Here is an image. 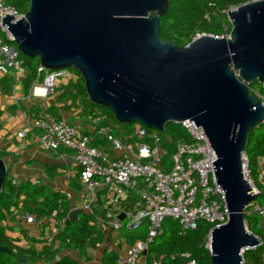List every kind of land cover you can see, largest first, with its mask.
<instances>
[{
	"label": "water",
	"instance_id": "obj_1",
	"mask_svg": "<svg viewBox=\"0 0 264 264\" xmlns=\"http://www.w3.org/2000/svg\"><path fill=\"white\" fill-rule=\"evenodd\" d=\"M169 2L29 0L22 17L12 21L5 14L1 24L42 69L78 70L88 98L118 122L160 132L184 119L201 126L216 155L212 167L228 210L226 223L209 230V264H243L242 252L261 244L245 224L257 194L245 179L242 153L250 130L264 122V105L250 88L264 81V0L226 11L228 37L202 34L184 46L160 36L159 18ZM6 174L0 158V190ZM82 212L74 207L68 219ZM0 252L27 261L8 246L0 245Z\"/></svg>",
	"mask_w": 264,
	"mask_h": 264
},
{
	"label": "built area",
	"instance_id": "obj_2",
	"mask_svg": "<svg viewBox=\"0 0 264 264\" xmlns=\"http://www.w3.org/2000/svg\"><path fill=\"white\" fill-rule=\"evenodd\" d=\"M5 14L13 15L12 21L23 15L6 0H0V73L9 76L24 75L25 66L19 57L14 38L6 25L1 24ZM223 29L224 32L220 35H210L228 37V24H224ZM202 34L206 33H196L193 38ZM74 77V72L68 68L46 70L40 85L45 90L52 91L59 79ZM251 91L264 105V81ZM179 124L189 135V140L176 142L166 169L162 162V158L167 155L163 137L159 134L160 131L144 125L134 126L130 132L124 131L119 124L97 128V134L107 140L110 152L102 147L92 146L91 138L81 133L77 126L50 114L31 119L20 136L29 132L31 139L41 149L58 151L62 158L71 159L78 167V182L84 194L79 207L84 211L92 213L97 206L98 191H106L101 200L104 211L100 219L112 230H117L123 219H126L125 225L129 230L136 229L143 221H147L145 237L131 243L126 252L117 257V264H141L142 260L144 264H162L157 258L147 263L145 257L165 217L176 219L182 233L194 229L199 220L214 227L226 223L228 219L224 192L216 182L212 167L216 155L203 135V128L188 119ZM114 128L116 134L113 133ZM167 139L170 140V137L167 136ZM242 162L245 179L253 192L257 196L264 194V167L260 164L254 180L247 167L245 152L242 153ZM12 181L17 182L15 178ZM132 194L138 195L139 201L132 208L124 207L123 202ZM246 212H255L264 221V203L252 201ZM55 213L54 211L52 216ZM120 213H123V219L119 218ZM21 217L29 223H38L35 214L23 211ZM64 220L65 218L60 220V227L64 226ZM57 229V226H53L52 234L47 235L48 242L52 241ZM14 243L23 248L29 247L25 241ZM206 246H209V242ZM188 255L179 253L182 257ZM170 257L173 258L174 255L171 254ZM188 264L195 262L189 260Z\"/></svg>",
	"mask_w": 264,
	"mask_h": 264
},
{
	"label": "trees",
	"instance_id": "obj_3",
	"mask_svg": "<svg viewBox=\"0 0 264 264\" xmlns=\"http://www.w3.org/2000/svg\"><path fill=\"white\" fill-rule=\"evenodd\" d=\"M249 1L252 0H170L166 13L159 18L160 36L163 40L172 41L178 46H184L193 39L196 33L222 34L224 24H228L226 32L229 33L231 24L225 11L229 7L238 6ZM6 2L13 5L20 13H25L29 7V0H6ZM19 57L23 60L25 66L23 91H27L32 82L41 83L46 70L39 69L38 57H26L20 51ZM68 69L74 72L76 78L66 86L61 94L62 98L70 100L72 103L77 102L81 107L82 117L96 119L104 116V120L100 122L98 128L104 126L105 116H108L116 123L122 124L126 132L132 131L135 126L134 123H120L115 119L110 109L93 103L88 98L84 79L80 72L73 67ZM257 86H259L257 81L250 83L251 89ZM48 110L55 114L53 106H50ZM35 115L38 116L39 113L36 112ZM113 133L116 134L115 131ZM84 134L91 138L90 144L92 146L98 147L107 141L96 133L84 132ZM167 136L170 137V140L167 139ZM178 140L188 141L189 135L179 123H167L163 135V146L167 150V155L162 158L165 169L169 166V161L167 162L166 158L174 151ZM245 154L249 173L255 180L256 172L260 167L259 157H262L263 162L261 165L264 167V122L254 126L248 133ZM12 179L7 170L0 190V245L8 246L13 252L21 253L27 257V261L20 263L12 253L0 252V264H38L40 262L80 264L68 255L55 260L56 254L63 250L77 251L80 257H84L88 261L90 257L87 256V249L97 248L104 240V234L93 222L94 209L93 215L82 212L78 214L75 220H69L68 214L72 206L66 192L54 191L46 184L31 182L30 180H17L14 183ZM72 184L73 186L78 185L75 182H72ZM139 199L138 195L132 194L123 204L133 207ZM257 199V203L263 204L264 194H259ZM11 208H22L26 212L34 213L39 218H54L58 229L53 234L52 241L38 249L35 247L38 239L27 237L29 247L23 248L16 245L14 240L5 234V226L3 225V221L10 214ZM54 211L56 213L52 216ZM62 218H65L64 226L60 227L59 222ZM244 219L247 229L260 238L261 244L242 252L243 264H264L262 217L255 212L249 214L245 212ZM125 220L121 221L119 231L130 244L145 237L147 234V221H143L138 228L129 230L126 228ZM211 227V224L199 220L194 229L182 233L176 219L165 217L161 222L157 235L148 247L147 261L157 258L162 264H188L189 260H194L195 264H209L210 251L206 243ZM179 253H188L189 255L182 257L179 256ZM171 254L174 255L173 258L170 257ZM117 257L115 250L105 248L102 252L101 263L117 264Z\"/></svg>",
	"mask_w": 264,
	"mask_h": 264
},
{
	"label": "crops",
	"instance_id": "obj_4",
	"mask_svg": "<svg viewBox=\"0 0 264 264\" xmlns=\"http://www.w3.org/2000/svg\"><path fill=\"white\" fill-rule=\"evenodd\" d=\"M75 78L59 79L52 91L45 90L36 81L32 82L27 91H23L24 75L9 76L0 73V158L5 161L6 168L12 178L18 181L30 180L33 182L35 180L40 184L50 186L54 191L66 192L72 208L79 207L84 196L83 189L78 182V167L71 159L62 158L58 151L41 149L31 139L29 132L23 137L20 136V132L25 130L31 119L43 114H50L77 126L83 134L84 132L97 134V126L104 120V116L96 119L82 117L80 105L61 96L66 86ZM50 106L54 107L55 114L48 110ZM36 112L39 113L38 116L35 115ZM115 124H117L115 121L105 116L104 126L112 127ZM113 131H116V128ZM98 147L110 152L107 141ZM258 162L262 164V157L258 158ZM72 182L78 184L79 187L73 186ZM105 193V190L98 191V202L94 207L93 217V222L104 234L103 242L97 248L87 249V256L90 257L88 261L84 257H80L77 251L69 250L59 251L55 260L68 255L80 264H102V252L105 248L115 250L118 256L126 252L130 243L121 235L120 227L117 230H112L100 219L104 211L101 200ZM127 199L123 202L124 204ZM124 207L132 208L125 205ZM23 211L22 208L10 209V214L3 221L5 234L14 241L27 242V237L36 238L38 240L35 247L40 249L48 243L47 235L52 234V228L56 226V221L54 218L38 217V223H29L21 217ZM83 212L86 211L83 210ZM90 214L93 215V212ZM145 262L150 261H147L145 257ZM38 264L52 263L40 262ZM141 264H144L143 260Z\"/></svg>",
	"mask_w": 264,
	"mask_h": 264
},
{
	"label": "rangeland",
	"instance_id": "obj_5",
	"mask_svg": "<svg viewBox=\"0 0 264 264\" xmlns=\"http://www.w3.org/2000/svg\"><path fill=\"white\" fill-rule=\"evenodd\" d=\"M135 124V126H139L140 125V123H134ZM117 125H118V123H117ZM119 125H121L122 127H123V125L122 124H119ZM123 129H124V127H123ZM124 131H126V129H124ZM159 134L161 135V137H163V135L165 134V131H163V132H159ZM166 160H167V162L169 161V157H167L166 158ZM258 199L256 198L254 201L256 202Z\"/></svg>",
	"mask_w": 264,
	"mask_h": 264
}]
</instances>
